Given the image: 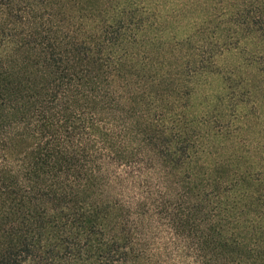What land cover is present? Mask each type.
<instances>
[{"label": "trees", "instance_id": "trees-1", "mask_svg": "<svg viewBox=\"0 0 264 264\" xmlns=\"http://www.w3.org/2000/svg\"><path fill=\"white\" fill-rule=\"evenodd\" d=\"M158 1L0 0V264H264V200L242 185L216 221L185 170L205 150L164 124L158 87L184 85L147 43ZM214 2L183 41L194 78L231 32L264 51V0ZM163 227L172 252L153 247Z\"/></svg>", "mask_w": 264, "mask_h": 264}, {"label": "rangeland", "instance_id": "rangeland-1", "mask_svg": "<svg viewBox=\"0 0 264 264\" xmlns=\"http://www.w3.org/2000/svg\"><path fill=\"white\" fill-rule=\"evenodd\" d=\"M163 1L156 2L161 8H156L154 4L145 5L146 15L150 16L154 12L151 21L156 23L155 31L147 43L153 44L150 49L157 54H172L165 61L170 73L184 85L176 94L167 92L170 89L166 88L168 85L158 87V100L166 107L162 114L164 124L174 127L182 139L189 141V153L192 149L205 150V154L194 156L191 163L184 162L186 174L192 178L195 174V178L200 181L199 185L205 186L201 191L206 197L203 204L214 210L216 221H222L223 218L230 221L232 210L223 209L222 216L218 214V207L223 208L225 201L237 200L243 186L247 191L253 192L255 198L264 200V55L261 54L264 51L260 47L262 41L257 38L255 28L253 33L239 31L238 35H235L231 32L227 48L214 51L217 55L211 58L204 74L195 78L190 73L183 74L179 71V65L185 62L189 50V44L183 41L187 36H192L196 29L200 30L207 24L216 4L214 0H196L185 8L184 0ZM182 9L187 11L185 16H181ZM157 12H160V19ZM226 25L223 21L222 26ZM219 36L224 34L218 31L216 37ZM252 53L255 54L254 58L250 56ZM165 95L174 96L167 102ZM169 102L172 104L169 105ZM194 134L197 136L190 138ZM235 169L240 174L238 180L230 176ZM244 171H247L246 176H243ZM168 174L171 175L170 172ZM244 178L246 183L253 182L250 190L245 186V181L240 182ZM232 179V182L240 183L233 187L224 184ZM227 187L228 191H225ZM228 205V209H233L232 204ZM249 206L256 207L251 211V216L257 219L259 211L264 207H257V204ZM159 229L153 233L155 248L166 247L170 243L166 228ZM168 247V252L174 250L173 246ZM173 257L178 259L175 251Z\"/></svg>", "mask_w": 264, "mask_h": 264}]
</instances>
